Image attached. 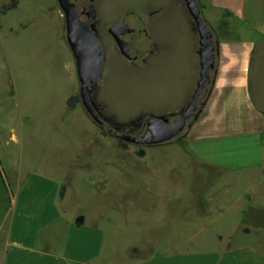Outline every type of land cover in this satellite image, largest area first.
Returning a JSON list of instances; mask_svg holds the SVG:
<instances>
[{
  "label": "rangeland",
  "instance_id": "1",
  "mask_svg": "<svg viewBox=\"0 0 264 264\" xmlns=\"http://www.w3.org/2000/svg\"><path fill=\"white\" fill-rule=\"evenodd\" d=\"M10 2L0 0V6ZM180 21L170 18L164 24L168 47L160 68L146 77L115 72L111 95L118 106L155 97L184 100L192 91L198 75L195 40L185 17ZM0 23L3 152L10 156L17 150L24 165L39 162L55 170L63 181L59 203L64 213L105 228L118 261L176 249L156 245L162 238L173 243L191 239L193 229L181 227L180 221L197 204L200 194L193 180L201 173L185 151L188 126L183 137L162 144L124 145L80 107L72 110L68 100L77 93L79 79L58 0H19ZM141 149L144 157L137 154Z\"/></svg>",
  "mask_w": 264,
  "mask_h": 264
},
{
  "label": "crops",
  "instance_id": "2",
  "mask_svg": "<svg viewBox=\"0 0 264 264\" xmlns=\"http://www.w3.org/2000/svg\"><path fill=\"white\" fill-rule=\"evenodd\" d=\"M197 2L216 64L185 135L201 173L197 204L180 221L191 239L159 238L176 249L118 261L105 228L64 213L55 170L24 165L0 146V264H264V0Z\"/></svg>",
  "mask_w": 264,
  "mask_h": 264
},
{
  "label": "flooded vegetation",
  "instance_id": "3",
  "mask_svg": "<svg viewBox=\"0 0 264 264\" xmlns=\"http://www.w3.org/2000/svg\"><path fill=\"white\" fill-rule=\"evenodd\" d=\"M87 17L90 18L88 29L95 38V47L83 85L79 81L77 93L69 98L75 105L71 107L68 103V106L72 110L80 107L102 132L124 143L128 142L119 139L116 133L140 136L147 128V118H169L170 121L180 118L192 99L201 69L199 32L185 0H140L139 5L106 4L104 0H94ZM183 17L195 40L198 75L192 91L184 100L155 97L118 106L111 95L115 72L121 70L129 78L146 77L160 68L168 47L164 24L170 18H178L182 23ZM211 80L212 72L205 91L198 99L199 110L207 100ZM94 117L102 122H97Z\"/></svg>",
  "mask_w": 264,
  "mask_h": 264
},
{
  "label": "water",
  "instance_id": "4",
  "mask_svg": "<svg viewBox=\"0 0 264 264\" xmlns=\"http://www.w3.org/2000/svg\"><path fill=\"white\" fill-rule=\"evenodd\" d=\"M94 0H58L65 15L67 41L76 61L78 79L83 80L90 67V60L95 47V38L88 29L90 18L87 15L93 8ZM199 32L198 54L200 58V76L192 99L188 103L182 116L174 121L169 118H147V128L140 136L130 133H116L119 139L142 146H152L165 143L185 135V129L199 114L198 99L205 91L211 79V72L216 64V52L213 42V31L207 20L202 16L197 0H185ZM133 14L129 16L132 17ZM97 122L101 119L94 117Z\"/></svg>",
  "mask_w": 264,
  "mask_h": 264
},
{
  "label": "trees",
  "instance_id": "5",
  "mask_svg": "<svg viewBox=\"0 0 264 264\" xmlns=\"http://www.w3.org/2000/svg\"><path fill=\"white\" fill-rule=\"evenodd\" d=\"M19 4V0H12V2L10 3H5V4H2L0 6V17L6 13H8L10 10L16 8ZM0 26H1V23H0ZM73 99V98H72ZM69 105L71 107H74L75 103L72 101V100H69ZM124 143V142H123ZM124 145H126V143H124ZM137 154L140 156V157H144L146 155V151L144 149H141L137 152Z\"/></svg>",
  "mask_w": 264,
  "mask_h": 264
}]
</instances>
